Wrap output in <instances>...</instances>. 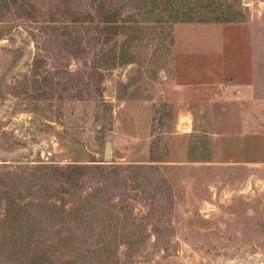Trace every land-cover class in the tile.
Here are the masks:
<instances>
[{"label": "rangeland", "instance_id": "rangeland-1", "mask_svg": "<svg viewBox=\"0 0 264 264\" xmlns=\"http://www.w3.org/2000/svg\"><path fill=\"white\" fill-rule=\"evenodd\" d=\"M247 22L264 0H0V264H264V137L203 86L206 26Z\"/></svg>", "mask_w": 264, "mask_h": 264}, {"label": "crops", "instance_id": "crops-1", "mask_svg": "<svg viewBox=\"0 0 264 264\" xmlns=\"http://www.w3.org/2000/svg\"><path fill=\"white\" fill-rule=\"evenodd\" d=\"M205 54L216 69L203 86L215 87L222 134L237 125L240 136L264 137V23L206 26Z\"/></svg>", "mask_w": 264, "mask_h": 264}, {"label": "water", "instance_id": "water-1", "mask_svg": "<svg viewBox=\"0 0 264 264\" xmlns=\"http://www.w3.org/2000/svg\"><path fill=\"white\" fill-rule=\"evenodd\" d=\"M180 127L185 130V129H187L188 126L187 125H181ZM110 146H111V144L107 143L106 147H105V158L106 159H109L111 156Z\"/></svg>", "mask_w": 264, "mask_h": 264}]
</instances>
